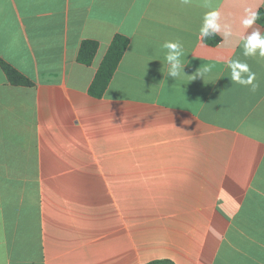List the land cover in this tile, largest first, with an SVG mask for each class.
<instances>
[{"label": "crops", "instance_id": "0c3cea01", "mask_svg": "<svg viewBox=\"0 0 264 264\" xmlns=\"http://www.w3.org/2000/svg\"><path fill=\"white\" fill-rule=\"evenodd\" d=\"M205 3L227 40L198 41ZM245 8L264 0H0V61L30 82L0 67V264H264V58L243 55L264 24L245 29ZM115 35L128 45L94 96ZM165 41L183 45L176 79Z\"/></svg>", "mask_w": 264, "mask_h": 264}, {"label": "clouds", "instance_id": "9594fccd", "mask_svg": "<svg viewBox=\"0 0 264 264\" xmlns=\"http://www.w3.org/2000/svg\"><path fill=\"white\" fill-rule=\"evenodd\" d=\"M190 0H183V3L187 4ZM204 8L211 9L206 11L203 15V23L199 29L198 41L222 33L224 40H227L231 35V26L227 23L221 24V13L219 10L213 8L209 3L203 4ZM245 15L241 19L242 26L247 29L252 27L255 21L259 18L258 12L253 11L250 8L244 9ZM166 49L163 64H167V75L176 79L181 75H185L184 67L186 64L182 62V57L185 56L183 45L179 41H165L161 46ZM243 55L256 56L264 58V35L261 34L259 28L251 32L250 35L243 38ZM228 68L231 70L230 80L236 84L242 86H251L250 91L256 92L258 83H256V73L251 71L247 63H243L240 60H230L227 62ZM209 71L208 68H204L203 71L197 70L196 76L202 77Z\"/></svg>", "mask_w": 264, "mask_h": 264}, {"label": "trees", "instance_id": "16d2710c", "mask_svg": "<svg viewBox=\"0 0 264 264\" xmlns=\"http://www.w3.org/2000/svg\"><path fill=\"white\" fill-rule=\"evenodd\" d=\"M259 18L257 22L264 24V11H258ZM213 43L217 42L214 38ZM128 45V39L121 35H115L109 45L106 54L94 76V79L90 85V93L94 96H100L107 87L121 57L123 56L125 49ZM98 44L94 41H84L77 55V61L84 65H89L95 55ZM0 67L5 74L8 82L13 86H29L30 82L23 75L18 73L10 65L0 61ZM148 264H173L168 260L153 261Z\"/></svg>", "mask_w": 264, "mask_h": 264}]
</instances>
